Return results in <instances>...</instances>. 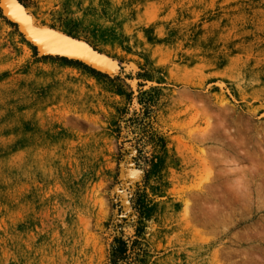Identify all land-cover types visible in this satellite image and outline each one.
<instances>
[{
  "label": "rangeland",
  "instance_id": "rangeland-1",
  "mask_svg": "<svg viewBox=\"0 0 264 264\" xmlns=\"http://www.w3.org/2000/svg\"><path fill=\"white\" fill-rule=\"evenodd\" d=\"M16 1L111 65L0 8V264H264V0Z\"/></svg>",
  "mask_w": 264,
  "mask_h": 264
},
{
  "label": "water",
  "instance_id": "water-1",
  "mask_svg": "<svg viewBox=\"0 0 264 264\" xmlns=\"http://www.w3.org/2000/svg\"><path fill=\"white\" fill-rule=\"evenodd\" d=\"M15 3L14 6H12L11 10L6 8L7 0H0V8L2 12L8 16L9 20L11 22H14V20L19 24L21 27V32L23 36L35 46L38 53L42 56H50V57H58L63 58L69 61L79 62L82 64H85L94 70L104 72V66L99 62V64H95V60L91 58L90 53L89 54H82L80 52H77V45L80 44L83 45L86 49H88L91 53L98 57V59H104V57L97 52H95L91 47H89L86 43H83L81 41L75 40L73 38L59 35L58 33L51 31V30H45L43 31H37L31 24V22L28 19V16L23 14V8L19 5V3L16 0H13ZM22 20L24 22V25L19 22ZM15 22V23H16ZM34 28H32V27ZM29 30L28 32L26 31ZM32 33H31V32ZM45 33H52V34H45ZM46 39H49L48 41ZM52 45V46H48ZM105 60V59H104ZM107 60L110 62V60L107 58ZM130 160L127 159L125 163L121 166V179H122V188L121 190L124 191L127 188V178L128 176L125 175V172L128 170ZM129 171V170H128Z\"/></svg>",
  "mask_w": 264,
  "mask_h": 264
},
{
  "label": "bare ground",
  "instance_id": "bare-ground-1",
  "mask_svg": "<svg viewBox=\"0 0 264 264\" xmlns=\"http://www.w3.org/2000/svg\"><path fill=\"white\" fill-rule=\"evenodd\" d=\"M14 2H13V0H7V5H6V8L7 9H12L11 7L12 6H14ZM24 11V10H23ZM25 12H23V14H24ZM26 15V14H25ZM7 16V15H6ZM8 17V16H7ZM9 19V18H8ZM28 19H29V21L31 22V20H30V18L28 17ZM16 21L14 20V23H15ZM19 22H21V24L22 25H24V22L22 21V20H20ZM16 24L19 26V24L16 22ZM30 25H32V23L30 24ZM23 27H25V25L23 26ZM32 27V26H31ZM19 30L21 31L22 29H21V27L19 26ZM33 28V27H32ZM35 28V27H34ZM33 28V29H34ZM35 29H37V28H35ZM45 30H48V29H37V31H45ZM26 31L28 32L29 30H27L26 29ZM31 32V31H30ZM32 33V32H31ZM45 34H52V33H45ZM60 35V34H59ZM47 41L49 40V39H46ZM75 45H77V52H80V53H82V54H89L90 53V55H91V58H93V60H95V64H99V62L101 63V64H103V66H104V70L106 69V70H110V65H111V62H109L108 60H107V58L105 57V56H103L104 57V59H98V57L96 58V56H94V54L93 53H91L88 49H86L83 45H80V44H75ZM48 46H52V45H48ZM115 68V70H116V67H114ZM112 70H113V68H112ZM114 70V71H115ZM113 72V71H112ZM114 73V72H113ZM211 138V137H210ZM209 138V139H210ZM210 142H213L214 141V138H211L210 140H209ZM232 150V149H231ZM127 159H129V158H127ZM130 165V164H129ZM131 172H133V171H131ZM253 173V172H252ZM133 174H134V172H133ZM125 175H129V171L127 170L126 172H125ZM136 175V174H135ZM137 177V176H136ZM131 178V177H130ZM140 179V178H139ZM130 205V204H129ZM126 206V205H125Z\"/></svg>",
  "mask_w": 264,
  "mask_h": 264
}]
</instances>
